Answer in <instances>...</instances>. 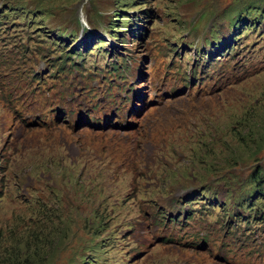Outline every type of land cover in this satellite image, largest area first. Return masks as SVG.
Here are the masks:
<instances>
[{"label":"rangeland","instance_id":"374dc122","mask_svg":"<svg viewBox=\"0 0 264 264\" xmlns=\"http://www.w3.org/2000/svg\"><path fill=\"white\" fill-rule=\"evenodd\" d=\"M261 218L264 0H0V264H264Z\"/></svg>","mask_w":264,"mask_h":264},{"label":"trees","instance_id":"16d2710c","mask_svg":"<svg viewBox=\"0 0 264 264\" xmlns=\"http://www.w3.org/2000/svg\"><path fill=\"white\" fill-rule=\"evenodd\" d=\"M244 29H246V28H244ZM225 42H226V41H224V42H220V43H222V45L225 46ZM173 52H174V51H173ZM74 54L76 55V57H77V56H82V55H83L82 53H79V52H75ZM81 58H82V57H81ZM81 58H80V59H81ZM113 63H114L115 65H114ZM60 64L62 65V64H65V63H64V61H63V63H62V61H61ZM122 64H123L122 62H120V63L118 64V63L116 62V60L113 61V62H111V63H109V64H108V67H110L111 70H112V71H110L109 75L112 74L113 76H115V77H119V78H121V79H122V78H125L124 75H123L122 73H120V72L122 71V69L126 71V70H127V65H126V67L123 68ZM120 65H121V66H120ZM124 65H125V64H124ZM62 66H63V65H62ZM115 86H119V84H118V85L115 84ZM119 87H120V86H119ZM117 88H118V87H117ZM122 89H123V87H122ZM109 94H110V93H109ZM261 219H262V218H261ZM261 221H264V220L262 219Z\"/></svg>","mask_w":264,"mask_h":264},{"label":"bare ground","instance_id":"6f19581e","mask_svg":"<svg viewBox=\"0 0 264 264\" xmlns=\"http://www.w3.org/2000/svg\"><path fill=\"white\" fill-rule=\"evenodd\" d=\"M226 39L227 38L224 34H221L220 36L216 37L215 41L213 42L212 52L214 53V50L223 51L225 46L222 45V43H220V42H224V41H226Z\"/></svg>","mask_w":264,"mask_h":264}]
</instances>
